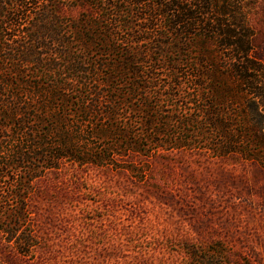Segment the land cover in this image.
<instances>
[{
    "label": "trees",
    "instance_id": "1",
    "mask_svg": "<svg viewBox=\"0 0 264 264\" xmlns=\"http://www.w3.org/2000/svg\"><path fill=\"white\" fill-rule=\"evenodd\" d=\"M247 16V0H0V239L31 254V196L67 165L144 181L187 152L264 169Z\"/></svg>",
    "mask_w": 264,
    "mask_h": 264
},
{
    "label": "rangeland",
    "instance_id": "2",
    "mask_svg": "<svg viewBox=\"0 0 264 264\" xmlns=\"http://www.w3.org/2000/svg\"><path fill=\"white\" fill-rule=\"evenodd\" d=\"M247 4L257 36L254 55L264 64V0ZM150 167L144 181L68 165L47 173L30 199L39 245L24 256L0 239V261L264 264L263 168L187 152L153 158Z\"/></svg>",
    "mask_w": 264,
    "mask_h": 264
}]
</instances>
